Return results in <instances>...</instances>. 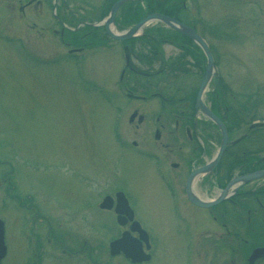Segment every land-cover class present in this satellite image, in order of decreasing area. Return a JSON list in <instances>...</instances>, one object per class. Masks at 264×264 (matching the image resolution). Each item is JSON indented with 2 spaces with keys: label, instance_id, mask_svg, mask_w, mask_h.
Wrapping results in <instances>:
<instances>
[{
  "label": "rangeland",
  "instance_id": "obj_1",
  "mask_svg": "<svg viewBox=\"0 0 264 264\" xmlns=\"http://www.w3.org/2000/svg\"><path fill=\"white\" fill-rule=\"evenodd\" d=\"M98 1L101 0H96ZM13 2L15 0H0L5 5L0 6V193L4 190L11 197L4 198L3 205H0L7 246L2 264H25L23 261L29 259L30 251L27 249L31 241L35 240L32 235L29 236L31 221H26L27 227L24 230L20 226H26L22 223L24 219L21 211L23 214L24 211L20 201L28 204L29 194L46 211L48 209L45 202L48 201L50 217L47 222L55 237H60L62 230L68 235L67 242L81 243L86 240L90 248L95 245L100 247L95 257L108 259L109 238L119 230L115 223L110 221L107 213L97 210L92 201H66L67 198L61 195L60 190L67 183L71 192L81 185L75 175L72 177L69 174L68 168L73 169L79 177L83 176L86 185L93 184L95 180L94 167L101 172L102 184L107 181L109 172L117 175L127 168L129 164L124 159L128 151L118 147L116 134L123 139L134 135V128L127 121L130 112L129 109L127 111L128 102L123 97H117V106H112L105 99L104 102V95L101 97L98 91L89 93L83 89L78 84L81 81L78 79L75 61L68 59V64L59 58L66 50L63 42L67 39L65 34L63 37L60 35L55 21H49L46 27L36 19L31 20L30 14L28 19L24 14L20 17L16 10L7 7ZM68 2L70 6H75L74 14H81L77 11V0ZM176 2L185 4V11H182L184 18L204 35L214 56L213 74L203 94L205 104H213V107L217 105L218 109L215 110L220 115V106L225 97L229 102V117L233 112L237 119L241 115L247 122L241 128L239 123L237 128L238 123L234 122L236 119L233 117L232 122L229 118V141L239 137L242 128L247 131L245 127L251 121L264 123V0ZM41 10L38 9L37 12L43 13L42 21L45 22L46 14L50 16L49 10L46 7ZM85 12L86 15L91 13L87 9ZM98 12L97 10L94 17H99ZM161 29L170 35L173 33L166 26ZM46 31L49 34L43 38ZM188 46L185 60L188 61L187 69L191 74L179 76L174 79L177 80L175 83L171 75L166 74L161 85L165 87L166 96H173L176 92L175 84H178V89L186 93V108H189L190 113L206 61L201 50L199 52V48L191 41ZM70 48L74 46L71 45ZM164 50L165 55L168 50L172 54L179 52L169 46ZM134 51L136 54L140 52L139 49ZM48 56L50 57L45 59ZM86 57L89 67L84 65L85 75L101 82L99 84L108 87L111 92L117 89L114 82L117 72L123 66L122 49L113 48L107 52L97 49ZM83 59V56H78V60ZM134 63L137 64L135 60ZM129 78L134 82L132 76ZM197 116L204 125L207 124L206 130L212 141L209 143V151L214 154L221 144V132L203 113L199 112ZM261 127L264 132V126ZM261 131L254 134L259 138ZM227 144L230 147V143ZM246 144L254 152L257 151L254 142ZM124 180L125 177H119L114 183L120 184ZM134 207L138 218L147 227H154L152 219L142 211L141 202L135 203ZM95 220L100 221V229L94 225ZM103 226L110 228L107 230ZM44 227L43 221L36 222V229L42 236L40 241L45 245L48 242L44 240ZM153 234L159 239L155 230ZM160 235L166 244L173 242L172 238L168 239L162 233ZM52 243L56 242L52 239ZM52 248L58 250L54 244ZM168 253L167 245L162 247L159 257L150 264H166Z\"/></svg>",
  "mask_w": 264,
  "mask_h": 264
},
{
  "label": "flooded vegetation",
  "instance_id": "obj_2",
  "mask_svg": "<svg viewBox=\"0 0 264 264\" xmlns=\"http://www.w3.org/2000/svg\"><path fill=\"white\" fill-rule=\"evenodd\" d=\"M114 1L77 0V11L81 13L79 15L73 13L75 6H70L68 0H15L7 7L16 10L20 17L24 14L28 19L30 14L31 20L36 19L46 27L49 21L51 23L55 21L60 32L64 25L67 29L68 26L74 27L75 34H69L66 30L60 33L62 37L66 35L67 40L63 42L66 53L73 45L72 50L81 56L83 51L86 52L96 45L97 49L106 51L121 48L124 52V49H129L130 51L126 52L134 59L137 54L132 53L133 48L139 47L140 44L137 39L111 41L101 26L93 25L106 14L107 8ZM127 4L120 9L125 11L116 13L117 23L131 22L132 7L129 3ZM0 6L5 5L0 3ZM43 7H46L50 14V16L46 14L45 22L42 21ZM38 9L41 11L37 12ZM53 9L57 13L55 18L52 15ZM86 9L91 13L86 15ZM97 10L100 12H98V18L94 17ZM74 15L76 17H72ZM70 16L71 19H69ZM47 34L49 33L43 34V38L44 35L46 38ZM139 38L142 39V47L149 46L145 36ZM43 40L47 43L45 39ZM161 42L163 48L164 45L169 46V41ZM109 58L111 60V57ZM134 60L142 66L141 68H151L154 76L158 77H154L150 84L148 79L143 78L150 72L144 71L145 73H140L141 79H134L132 67L120 69L116 90H119L121 96L128 102L126 103L127 111L129 109L130 112L127 121L134 128V135L126 139L119 136L117 142L121 148L128 151L124 161L129 165L119 175L109 172L105 184L101 182L100 170L94 167L95 180L93 184L88 185L83 176L79 177L73 169L68 168L69 174L72 177L75 175L81 185L71 192V187L67 183L60 192L65 199L67 198L66 201H84L85 199L92 201L97 210L110 216V221L112 220L119 230L109 238L108 245L123 232L137 237L138 233L131 230L133 222L137 221L147 234L148 242L139 244L147 259L132 262L121 252L111 255L108 259H101L95 257V253L100 251L98 245L90 248L86 240H82L81 243L67 242L68 235L62 230L60 237H55V233L47 222L50 217L48 201L45 202L48 209L46 211L41 205H37L34 196L30 197L29 194L28 204H25L23 200L20 201L21 206L29 210L22 214L24 219L22 223L26 226H20L24 230L27 227L26 221L30 220L29 236L32 235L35 240L31 241L27 249L30 251L29 259L24 260L23 263L26 264L28 261V264H150L159 257L162 247L167 245L169 253L168 259H165L166 264H264V251L252 256L253 250L264 248V180L254 178L241 182L239 186L228 187L232 179L264 168V158L263 160L260 158L258 151V137L255 134L253 136L257 150L254 152L247 146L248 134H244V128H242L240 132L242 139L233 146H227L220 161L214 167L207 168L209 165L207 160L213 156V153L209 151V143L212 141L206 130L207 124L204 125L199 119L197 116L199 112L194 109V105L190 106L191 110L188 113L186 93L183 90L176 88L173 96L164 94L165 87L161 84L165 73L170 72L168 63L147 59L145 56H141V60L137 58ZM185 70L190 72L187 68ZM130 76L134 82L129 78ZM115 96L113 92L107 91L105 100L115 105ZM209 108L220 118L228 133L227 121L230 118L228 100L223 97L220 115L218 110H215L218 109L217 105L213 107V104H210ZM231 111L234 109L231 108ZM133 112H136V116L131 118L130 115ZM238 116L239 119L232 112L230 119L233 122L234 117L236 119L234 122L238 123L237 128L239 123L241 128L245 125V119L241 115ZM129 156L131 159L128 160ZM204 167L207 169L204 170ZM119 177H125V180L120 184L114 183V180L117 181ZM224 189L227 192L225 196L209 206L196 204L191 199L193 197L205 203H212L220 197L218 193L223 192ZM118 192L124 194L133 212L132 220H128L126 216L122 218V225L117 223L115 212ZM105 197H109L110 207L102 209L100 203ZM3 198L4 190L0 193L1 205H3ZM138 201L141 202L142 211L152 219L154 227H147L138 218L134 207ZM42 221L45 224L43 234L44 240L48 242L45 244L48 245L47 249L40 241L42 236L36 229V222ZM17 222L21 223L20 220ZM93 223L99 229L102 227L100 221L95 220ZM103 228L109 230L110 227L103 226ZM154 230L157 235L159 234V239L154 236ZM160 233L166 235L168 239L172 238L173 242H167V244L163 242ZM52 239L56 242L52 244L58 250H53ZM86 250H88L87 253Z\"/></svg>",
  "mask_w": 264,
  "mask_h": 264
},
{
  "label": "water",
  "instance_id": "obj_3",
  "mask_svg": "<svg viewBox=\"0 0 264 264\" xmlns=\"http://www.w3.org/2000/svg\"><path fill=\"white\" fill-rule=\"evenodd\" d=\"M124 1L125 0H119L118 2H116L112 6L111 13H110V20H112L114 12H115V9L117 8V6L120 3L124 2ZM152 19L160 20V21L170 25L171 27L177 29L178 31H180V32L188 35L189 37H191L193 40H195L203 48V50H204V52H205V54H206V56L208 58V66H207V69H206L205 74L203 76V79H202V82L200 84V87H199V90H198V93H197V97H196V108L199 107L201 109V111L205 115L210 117L218 125V127L221 130L222 141H221L220 149H219L215 159L212 162L213 164H215V163H217L219 161L220 156L222 154V151L225 148V145H226V133H225V130H224V127H223L221 121L209 110V108H207L203 104V102L201 100L202 92H203L204 87L206 86V84H207V82H208V80H209V78L211 76V71H212L213 61H212L210 52H209L205 42L199 37V35H197L194 32L193 29H190V28L186 27L185 25L179 23L178 21H176L175 19H173L171 17L165 16V15H162V14H157V13L147 15L143 20L138 22V24H136L133 28H131L128 31L127 36L133 34L146 21L152 20ZM256 177H264V170H260V171H257V172L251 173V174H247L245 176H242L241 179L250 180V179H253V178H256ZM224 194H225V191L222 193V197H223ZM191 199L194 202H196V203H198L200 205H206V204L198 201L197 199H194L193 197H191ZM124 202H126V200H124ZM2 233H3L2 232V223L0 222V259L3 256V254H4V246H3V242H2ZM130 242H132V239L128 236L127 233H124L120 239L115 240V241H113L110 244V252L113 254V253H116V252L121 250L128 257H130L132 260H140L141 259V255H140L141 251L139 249L138 250H129V249L126 248V244H128Z\"/></svg>",
  "mask_w": 264,
  "mask_h": 264
},
{
  "label": "trees",
  "instance_id": "obj_4",
  "mask_svg": "<svg viewBox=\"0 0 264 264\" xmlns=\"http://www.w3.org/2000/svg\"><path fill=\"white\" fill-rule=\"evenodd\" d=\"M153 1H155V0H153ZM169 0H164L163 2H164V4H163V8L165 9V10H172V8H173V6L172 5H167V2H168ZM165 2H166V4H165ZM155 3L154 2H149V5H154ZM156 33H158L159 35H164V33H161L160 32V30H158Z\"/></svg>",
  "mask_w": 264,
  "mask_h": 264
}]
</instances>
